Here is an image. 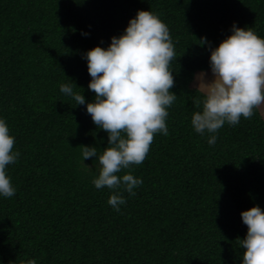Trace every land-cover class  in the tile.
Returning a JSON list of instances; mask_svg holds the SVG:
<instances>
[{
  "label": "trees",
  "instance_id": "trees-1",
  "mask_svg": "<svg viewBox=\"0 0 264 264\" xmlns=\"http://www.w3.org/2000/svg\"><path fill=\"white\" fill-rule=\"evenodd\" d=\"M139 9L169 28L176 100L168 134L119 173L143 183L135 195L119 189L116 211L107 203L116 190L92 183L95 158L82 163L80 145L100 153L108 142L86 112L95 93L83 54L107 47ZM234 23L264 37V0H0V117L20 153L7 166L15 194L0 196V264H241L240 213L264 209V115L226 123L214 144L191 125L194 77L210 72L211 48Z\"/></svg>",
  "mask_w": 264,
  "mask_h": 264
},
{
  "label": "clouds",
  "instance_id": "clouds-1",
  "mask_svg": "<svg viewBox=\"0 0 264 264\" xmlns=\"http://www.w3.org/2000/svg\"><path fill=\"white\" fill-rule=\"evenodd\" d=\"M205 42L206 38L200 40ZM83 56L91 77L87 87L95 93L86 103V112L107 132L108 142L100 153L94 146L80 145L82 163L90 167L85 159L95 158L98 174L92 183L96 188L116 190L107 203L120 211L126 198L119 189L135 195L134 189L143 180L131 171L119 173L144 161L154 134H168V108L176 100L169 68L175 48L169 28L158 14L139 9L107 47L98 44ZM209 66L211 77L204 70L194 77V92L200 95L193 98L198 110L191 116V125L196 133L211 134L208 143L214 144L216 133L226 123L236 125L241 117H252L254 110L264 105V37L234 23L231 34L211 48ZM59 89L75 106L85 104V96L74 91L70 83H60ZM14 143L6 120L0 117L2 197H12L16 191L7 173V166L20 155ZM240 215L247 225L245 236L239 238L244 249L241 264H264V209L253 205ZM27 264L36 261L30 259Z\"/></svg>",
  "mask_w": 264,
  "mask_h": 264
},
{
  "label": "rangeland",
  "instance_id": "rangeland-1",
  "mask_svg": "<svg viewBox=\"0 0 264 264\" xmlns=\"http://www.w3.org/2000/svg\"><path fill=\"white\" fill-rule=\"evenodd\" d=\"M209 71H210V70H209ZM198 72H200V71H198ZM198 72H197V73H198ZM206 73L208 74L209 77H211V71H210V72H206ZM260 108H261L262 113H263V115H264V105H262Z\"/></svg>",
  "mask_w": 264,
  "mask_h": 264
}]
</instances>
